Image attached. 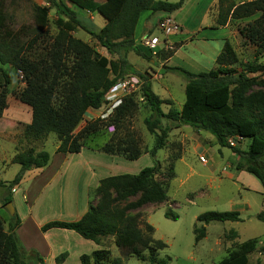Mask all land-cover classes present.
I'll return each instance as SVG.
<instances>
[{"label":"trees","instance_id":"16d2710c","mask_svg":"<svg viewBox=\"0 0 264 264\" xmlns=\"http://www.w3.org/2000/svg\"><path fill=\"white\" fill-rule=\"evenodd\" d=\"M47 3L66 20L61 18L57 21L60 30L51 44L47 58L40 60H33L25 55L26 50L19 37L6 32L7 17L0 5V89L12 82L11 75L3 66L10 65L21 72L26 87L19 92L18 98L32 112V122L26 126L24 138L40 141L54 134L59 144L57 153L79 154L88 146L84 140L101 131L99 125L88 123L75 134L85 114L89 110H100L126 72L133 71L126 57L129 52L146 57L135 43V32L141 15L150 12L149 21L157 14L165 15L163 18L170 17L169 15L183 8L185 0L175 3L163 0H47ZM215 7L217 12L213 29L227 26L230 19H246L261 13L257 24H249L245 34L251 42L257 43L264 50V24L258 25L264 22V0H252L238 6L232 0H218ZM76 9L90 14L98 12L107 23L100 30H92L82 22ZM36 19L41 26H45L48 22L47 10L38 7ZM77 29L85 31L111 56L118 59L109 60L81 39L75 38L72 32ZM152 32L149 31V37H152ZM148 54L153 56L149 50ZM68 56L73 57L71 65L65 63ZM238 61L233 46L226 40L224 49L216 60L219 66L217 70L198 74L179 70L187 79L185 102L180 110L171 109L165 113L162 106L170 102L162 100L150 83L143 85L142 95L151 110L144 124L151 135H156V143L150 154L155 158L157 152L165 147L169 133L186 125L210 133L220 147L230 148L237 157L236 171L254 176L264 190V78L249 77L256 74L263 76L264 64L249 62L235 76L230 73L229 68L234 67ZM58 87H62L63 97L56 104ZM5 110L6 96L0 92V119ZM164 119L170 122L169 126H163ZM233 140H248L250 143L247 150L243 151L231 146L230 141ZM113 143V140L107 142L99 151L109 156L119 157L124 154L122 147L114 146ZM125 152L128 155L124 159L129 162L141 157L140 150L133 145L128 146ZM12 162L21 168L12 181L3 184L0 182V186L8 190L3 198L4 206L13 202L12 191L21 183L25 173L33 168L47 167L51 162V155L46 151L36 153L34 148H30L18 151ZM157 173L158 168L155 166L145 168L137 175L123 174L101 180L96 189L90 190L89 210L81 220L50 222L43 226L42 231L54 228L70 230L95 243L114 237L118 248L130 250V254L138 257H142L143 252L148 250L151 264H168L157 258L158 252L168 246L153 238L154 228L147 225L144 232L138 219L127 215L143 206L161 204L168 200L165 184L157 180ZM174 178V170L171 169L167 180ZM113 191L117 192L120 200L137 196L139 199L118 209L114 206ZM92 196L100 198L97 206L92 205ZM165 217L173 221L179 219L171 209L166 211ZM257 219L264 222V204ZM197 221L204 224L194 231L198 243L206 237L205 227L210 223L240 222L241 215L238 211L207 212L200 215ZM20 224L17 212L9 217L7 230L0 221V264H25L16 239ZM256 245V241L241 243L219 264H248L249 255L255 251ZM111 256L110 250L101 249L91 255H83L80 260L81 264H122L120 258ZM66 258L67 254H63L57 258V262Z\"/></svg>","mask_w":264,"mask_h":264},{"label":"rangeland","instance_id":"374dc122","mask_svg":"<svg viewBox=\"0 0 264 264\" xmlns=\"http://www.w3.org/2000/svg\"><path fill=\"white\" fill-rule=\"evenodd\" d=\"M163 1L175 3L180 0ZM212 1L185 0L183 8L174 12V16L171 17L179 30L168 38L158 29L163 14L155 15L150 25L143 30L146 16H151V13H145L136 31L135 43L146 57L138 56L134 52L127 54V60L133 71L126 72L120 82L126 84V87L111 91L110 99L100 110H89L75 130V134L88 123H95L100 126L101 131L85 139L86 145L102 146L113 140L114 146L122 147L124 154L119 157L123 159L128 155L125 152L128 146L133 145L140 150L141 157L127 165L128 171L126 165L121 166V169L126 171L121 174L137 175L145 168L155 166L158 168L156 178L165 184L168 200L161 204L143 206L136 211L128 212L127 215L136 217L144 232L147 225L152 226L153 238L167 244V249L158 252L159 260H165L168 264H219L241 243L256 241V249L249 255L248 264L258 262L264 264V222L257 219V215L263 211L264 204V190L261 183L246 172L236 171L237 157L230 148L220 147L210 133L186 125L173 129L169 133L165 147L153 158L150 151L155 146L156 135H151L144 124L151 110L142 95L143 85L150 83L153 91L162 100L170 102L162 106L165 113L171 109L180 110L185 102L187 79L179 70L194 74L217 70L219 66L216 59L222 52L226 40H229L239 58L238 63L229 68L232 75L237 76L249 62L264 64V50L257 43L251 42L245 34L249 24H257L256 21L260 19L261 13L249 18L246 23H241L235 32L229 30L201 32L200 27L214 23V10L217 7L209 9ZM232 1L235 3L241 0ZM242 1L247 2V0ZM0 5L3 6L7 17L6 32L19 37L24 44L25 55L33 60L47 58L51 44L60 30L57 21L61 18L66 19L60 16L47 0H0ZM38 7L47 10L48 22L45 26L37 22ZM76 12L82 22L92 30H100L107 23L98 12L90 14L81 9H76ZM263 24L264 22L258 23L260 26ZM150 30L153 31L151 36L159 37L162 41L156 56H150L143 45V41L150 36ZM72 35L109 60L118 59L116 56H111L82 29L73 31ZM30 47L32 48L29 49ZM65 63L71 65L73 57L68 56ZM3 68L11 75L12 82L0 89V92L6 96L4 113L10 115L0 127L4 132L3 135H7V140L0 138L2 184L12 181L19 172L20 166L14 164L12 160L17 148H22L25 142L36 151L48 152L51 157L55 156L59 145L54 134L40 141L24 138L27 125L23 124L30 123L32 112L28 106L20 102L18 94L26 87V83L21 72L10 65ZM253 76L264 78V75L260 74L249 75V77ZM62 97V87H58L56 104L61 102ZM162 124L167 127L170 122L164 119ZM157 134L161 135V132L157 131ZM249 143L248 140L239 142L233 140L234 145L231 146L244 151L247 150ZM201 157H204L208 163H202ZM171 169L174 170L175 178L167 180ZM7 193L6 187L0 186V221L5 230L8 229L10 215L3 207V198ZM112 198L115 199L114 206L123 209L129 203L136 202L139 196L120 200L117 192L113 191ZM91 201L92 205L97 206L100 198L92 196ZM168 209L179 216L178 221L165 217ZM231 211L240 213V222H212L205 227L206 237L196 242L194 231L204 226L197 221L200 215L207 212ZM106 239L105 247L111 251V257L120 258L122 264H151L150 251L146 250L142 257H138L130 254V250L118 248L114 237Z\"/></svg>","mask_w":264,"mask_h":264},{"label":"crops","instance_id":"0c3cea01","mask_svg":"<svg viewBox=\"0 0 264 264\" xmlns=\"http://www.w3.org/2000/svg\"><path fill=\"white\" fill-rule=\"evenodd\" d=\"M217 1L211 2L210 10L216 6ZM244 2L246 1H235L237 6ZM214 12L217 11L214 10ZM145 13L150 12H144L141 15L137 29ZM169 16H174V13ZM215 16L214 14L212 25L200 27L199 30L201 32L206 30L235 32L241 23H246L249 19H230L227 26L213 29ZM149 17L150 15L146 16L144 20L143 30L151 23L148 20ZM9 116L6 112L3 114L0 127ZM31 122L32 115L30 123L23 125H29ZM3 134L4 132L0 130V138L7 140V135ZM25 143L22 148H17L16 154L18 151L33 148L27 142ZM100 147V145L86 146L79 154L72 155L57 153V146L55 156L51 157L47 167L27 171L21 183L13 189V203L21 220L16 231V239L25 264H81L80 258L83 255H91L97 250L106 249L107 239H101L99 243H95L70 230L54 228L46 232L42 231L43 226L50 222L81 220L89 210L90 190L96 189L101 180L123 175L122 172L129 170L127 165L130 162L118 156L106 155L99 151ZM38 152L40 151H36ZM56 159H58L57 162ZM124 165L127 166L126 171L121 169ZM63 254H67V258L58 263L57 258Z\"/></svg>","mask_w":264,"mask_h":264},{"label":"built area","instance_id":"2783aa9c","mask_svg":"<svg viewBox=\"0 0 264 264\" xmlns=\"http://www.w3.org/2000/svg\"><path fill=\"white\" fill-rule=\"evenodd\" d=\"M158 29L162 32V34H164V36L166 38H168L170 35H174L178 32L179 30V27L178 25L173 21V19L171 17H164L162 18L159 23H158ZM166 42V41H165ZM164 42V43H165ZM162 44V41L159 37H156V36H152V37H149V38H146L144 41H143V45L146 49H148L151 54L153 56H156L157 53H158V48L159 46ZM123 87H126V84H118L117 86L114 87V89L112 91H115V90H119ZM110 99V94L108 95L107 97V100ZM230 144L231 145H234L233 144V141H230ZM200 161L204 164H207L208 161L204 158V157H201L200 158Z\"/></svg>","mask_w":264,"mask_h":264},{"label":"water","instance_id":"95a60500","mask_svg":"<svg viewBox=\"0 0 264 264\" xmlns=\"http://www.w3.org/2000/svg\"><path fill=\"white\" fill-rule=\"evenodd\" d=\"M4 209H6L10 213L9 217H12L15 215L16 210H15V206L13 202L6 204L4 206Z\"/></svg>","mask_w":264,"mask_h":264}]
</instances>
